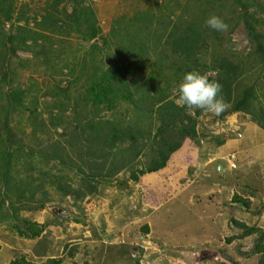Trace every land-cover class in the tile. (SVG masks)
I'll list each match as a JSON object with an SVG mask.
<instances>
[{
  "label": "rangeland",
  "instance_id": "obj_1",
  "mask_svg": "<svg viewBox=\"0 0 264 264\" xmlns=\"http://www.w3.org/2000/svg\"><path fill=\"white\" fill-rule=\"evenodd\" d=\"M83 12L87 18L91 17L93 26L101 31L93 40L86 34L84 18L79 19ZM238 13L232 0H0V53L5 55L0 56V66L4 65L7 68L10 79L6 84H1L0 93L23 91L27 97L28 107H33L34 102L38 100L40 109L37 114L40 118L30 115L29 112H22V117L16 116L14 125L21 122L20 126H24L30 133L32 131L30 121L36 120L37 133L43 138V133L56 130L57 119L63 115L56 111L55 107L64 102L69 103L73 109L75 95L82 91L85 82L90 79L93 68L99 65L103 68L110 64L113 66L112 71L117 68L121 72L124 69L131 70L130 60L126 61L128 67L112 63L117 59L113 54L117 42L122 39L130 40V37L138 40L139 35L146 36L151 29L153 32L157 29L158 34H161L166 24L170 23V19L175 21L178 16H183V21L187 23L192 19L205 23L210 15L221 17L229 25V30L218 34L217 31L212 32L215 34L216 50L244 58L249 53L250 42L244 25L237 24ZM23 32L27 34L23 35ZM30 35L37 41H32ZM8 37H11L13 45L18 47L15 56L11 53ZM145 38L148 41L149 54H153L154 57L157 53L152 45L153 41L150 37ZM106 39L110 44L103 46L102 41ZM99 48L102 49L100 53ZM143 73L146 75L145 69ZM210 74L206 76L209 77ZM131 77L128 75V79ZM140 77L142 83L143 75ZM250 84H253L259 102L264 105V73H252ZM2 89L4 92H1ZM64 94L69 96L65 97ZM85 94L83 92L84 96ZM4 106L5 104L1 102L0 110ZM122 108L124 109L122 115L128 112L129 118L134 117L132 104L123 103ZM80 113L84 114L83 117L86 116L85 113L91 117L93 114L91 108L83 110L82 107ZM121 114H113L107 110L101 112L100 119L112 120L114 116ZM76 115L74 111L68 110L63 117L69 120ZM90 116L87 115V119H90ZM146 119L140 118L135 122L146 127L148 125ZM242 119H245L244 123ZM40 121L42 124H39ZM254 126L262 128L260 124L243 114L225 113L223 116H217L206 113L200 118L197 140L186 141L172 156L164 170L144 176L140 184L132 182L127 171L118 175L116 182L101 183L93 200H96L97 204H103L99 209L107 207L113 208V211L115 208L118 209L117 221L121 218L122 226L125 221L127 222L124 230L127 238L120 248L102 247L100 250L99 246H96L100 260L103 261L104 255L105 257L107 255L104 261L106 264H130L135 254L134 248L137 246L130 244L140 241L141 237L136 233L147 225L155 233V240L163 244V248L150 253L152 250L144 247L137 255L141 264L226 263L227 261L221 260V257H209L205 254L207 252L221 254L225 250L221 248L220 236L225 233L223 227L227 229V224L224 226L222 222L217 224L224 208L229 210L225 220L227 217L231 219L234 215L237 220L264 228V133L262 134V129L258 127L260 130H257ZM242 127L245 129L242 130ZM58 131L62 134V129ZM231 137L250 143L245 151L246 155L233 149L229 153L230 147L226 145ZM145 159L147 158H141L140 162L143 164ZM68 174L74 178L73 174ZM247 193L254 194L251 210L249 213H238V209L232 205V197ZM77 204L72 198H63L55 188L44 185L33 203L37 211L24 212L21 216L39 224H45L47 221L63 224L64 220H78L91 226L93 223L91 221L92 224L89 223L87 219L89 216L84 213V203ZM104 204L107 206L104 207ZM208 204L206 219L200 220L204 214L203 209L206 210ZM41 206L43 209L38 211ZM113 215L114 212H109L106 216L100 212L99 224L93 225V233L105 238L106 218L114 222ZM168 231L174 234L171 239L165 237L172 236L164 234ZM236 231L239 232L235 228L234 234ZM76 232V230L68 232L67 229L65 234ZM65 239L67 237L64 236L63 240ZM168 240L190 243L193 249L187 250L189 254L181 256L176 254L175 257L172 255ZM0 242L3 244L1 258H5L6 263L21 256L33 261L32 253L28 251L31 249V243H34L33 240L21 239L11 229L9 223H0ZM50 242H52L50 239L42 240L40 247H46ZM253 243L243 245V249L248 251ZM58 248L55 254L63 249ZM74 248L69 246V251L72 252ZM14 249L25 252L22 254ZM120 249L127 253L126 263L119 255ZM94 256L96 255L93 251L86 262L96 264L98 258ZM250 258L241 256L245 264H257L256 258ZM36 262L41 264L39 261ZM80 262H83L82 259Z\"/></svg>",
  "mask_w": 264,
  "mask_h": 264
},
{
  "label": "trees",
  "instance_id": "obj_2",
  "mask_svg": "<svg viewBox=\"0 0 264 264\" xmlns=\"http://www.w3.org/2000/svg\"><path fill=\"white\" fill-rule=\"evenodd\" d=\"M232 2L239 11L237 24L244 25L250 42L249 53L244 58L217 51L212 33L216 31L206 27L205 23L195 19L187 23L183 16H178L175 21L170 19L161 34L157 29L154 32L151 29L148 35H139L138 40L129 36L130 40L117 42L113 53L117 59L112 63L128 67L126 61L130 60L131 70L121 72L117 68L112 71L110 64L93 68L90 79L75 95L73 109L64 102L55 107L63 115L57 119L56 130L43 133V138L37 133L36 120L30 121V133L20 126L21 122L14 125L16 116L22 117V112L40 118L38 100L33 107H28L23 91L0 93V104H5L0 110V223H9L21 239L36 240L53 222L39 224L21 214L37 211L33 203L44 185L55 188L63 198H72L77 205H82L98 194V186L103 183L101 179L116 182L118 175L127 171L130 180L140 184L144 176L164 170L186 141L197 140L200 118L207 113L197 109L189 114L176 103L178 85L187 72L211 73L208 78L222 85V95L230 106L221 116L243 114L264 128V105L250 84L252 73H264V0ZM82 15L79 19L84 18L86 34L91 40L97 38L101 31L93 26L91 17L87 18L84 12ZM145 37L153 41L157 53L154 57L149 54ZM7 40L15 56L18 47L13 45L11 37ZM31 40L37 41L33 36ZM109 44L107 39L102 41L103 46ZM98 51L100 53L102 49ZM0 56L5 55L0 53ZM7 72L4 65L0 66V86L10 80ZM123 103L134 106L133 118L128 117V112L121 114ZM80 107L83 110L91 108L92 117L88 113L83 117ZM68 110L74 111L76 117L65 119L63 116ZM107 110L121 115L112 120L100 119L101 112ZM145 117L146 127L135 122L140 118L145 120ZM58 129H62V134ZM141 158H147L143 164ZM247 195L254 197V194ZM232 202L241 213L251 210V202L240 195H235ZM42 209L43 206L38 211ZM229 222L233 230H239V235L225 238L226 243L254 237L248 251L240 244L233 256L256 258L257 264H264V228L237 220L234 215ZM58 225L60 223H53V226ZM148 230L147 225L141 228L143 234ZM216 254L237 264L226 249ZM9 264L36 263L21 256ZM130 264H141L140 259L132 258Z\"/></svg>",
  "mask_w": 264,
  "mask_h": 264
},
{
  "label": "crops",
  "instance_id": "obj_3",
  "mask_svg": "<svg viewBox=\"0 0 264 264\" xmlns=\"http://www.w3.org/2000/svg\"><path fill=\"white\" fill-rule=\"evenodd\" d=\"M242 121L244 123L245 119L244 120L242 119ZM248 126L249 125H247L246 128H248ZM254 127H256L257 130L262 129V134L264 133L263 128H260L259 126L258 127L260 129L257 126H254ZM243 129H245V128L242 127V130ZM263 142H264V140H263ZM228 146L230 147L229 153L233 149V151H235V150H237L236 152L241 151V152H243V154L246 155L245 151L249 148L250 143L249 142L245 143L243 141H239V139H233V137H231V140L227 143L226 147H228ZM234 196L232 197V201H233ZM240 196H242L244 199H246L250 202L254 201L253 196L244 195V194H240ZM211 198H212V196H210V200H211ZM100 204L101 203L97 204V201L93 200V199L89 200L87 202V204H84V213H86L85 215L89 216L87 218V219H89V223H91V222L93 223V224L91 223L92 224L91 226H87L84 223H83L84 224L83 225L78 220H75V221L64 220L63 224H60L58 226L48 227L47 230L45 231L44 235H47L49 237L43 235V237L36 239V240H33L34 243H31V247H30L31 249L28 251H31V253H32L33 262L37 263L36 261H39L41 264H55V263L56 264H82V263L88 264L86 262V259L90 258L89 256H92V253L94 251V254L96 255V256H94V258H98V259H96L95 263L96 264H105V262H104L105 259L103 261L100 260V253H99V250L96 249V246H99L100 250H102V247H108L109 249L112 247L120 248V246H122L125 243L124 239L127 238V235L124 234V230L126 228L127 222L126 221L124 222L125 224H123V226H125V227H123L121 222H120V221H122L121 218L119 219V221H117L118 209L115 208V211H113V208L110 209L109 207L99 209L103 205V204H101V205ZM232 205L234 206L233 202H232ZM106 206L107 205L104 204V207H106ZM208 206H209V204L207 205V207L205 206L206 210H205V208L203 209L205 215L202 214V217L200 218V220L205 221L206 216H207L206 213L208 211ZM240 207H243V206L240 205ZM100 212L104 213L105 216L109 212H114V215H113L114 222H112L110 220V218H108V217L106 218L107 220L105 221L106 222V226H105L106 230H105V236H104L105 238L98 236V234L97 235L94 234L92 231L93 225L96 223H97V225L99 224L98 222H99V218H100V216H99ZM224 212L226 214H224ZM249 212H250V210L247 211V213H249ZM228 213H229V210H226L224 208L223 213L220 215L219 220L218 221L216 220L217 224H219L220 222H222L223 226L225 224H227V229H225V227H223V230L225 231V233H223L220 236L223 239L221 242V248L226 249L227 253H229V254L231 253L232 257H234L236 259L237 264H245L244 261H242L236 254H235V256H233V254L236 252V247L238 245L241 244L243 246V245H246L249 243L252 244L254 242V237H249V238H246L242 241L234 240L230 244L226 243L225 238L232 237V235H239L238 231H236L237 233L234 234L233 229L231 227V224L229 222V217H227V219L225 220V217L227 215H229ZM238 213H241V211L240 212L238 211ZM240 221H242V220H240ZM67 229H68V232L70 230H76L77 232L73 233V234H70V233L65 234V231ZM172 233H173L172 231H168V232H165L164 234L165 235L171 234L172 235L171 237L165 236L166 238L171 239L172 237H174V234H172ZM136 234H137V236H140L141 238H139L140 241L130 244V246H136L137 245L134 248L135 254H133L132 257L139 258V256H137V255H138L139 251H143L144 247H145L144 249H147V248L151 249L152 251L150 253L157 252L155 250L158 248H160V249L163 248V244H160L159 241L155 240V233L150 228H149L148 232H146L144 234L142 233L141 230H140V232L138 231V233H136ZM69 235L72 237H70ZM64 236L67 237V239L63 240ZM48 239H50L52 242L48 243V245L46 247L41 248L40 247L41 241L42 240L47 241ZM168 242L171 244L170 250L172 252V255H174V256L176 254H179L180 256L189 254L188 251L193 249V247L191 246L190 243L187 244L186 242H181V241L175 242V240H168ZM0 245L2 247V249L0 251V264H9L10 261L6 263L7 260L5 258H1V256H2L1 254L3 253V244H1V242H0ZM69 246L73 247V248L75 247L74 248L75 250L72 249V252L69 251ZM58 247H60V248L63 247V249L61 252L55 254V252L59 249ZM14 250L16 252H21L22 254H24V252H25V251H17L16 249H14ZM28 251H26V252H28ZM118 252H119V255L122 256L121 259L123 260V262L126 263L127 262V257H126L127 253L123 252L122 249H120ZM205 254H207L209 257H213V256L215 257L217 255L216 253H210V252H207ZM106 257H107V255H106ZM106 257L104 255V258H106ZM175 257H177V256H175ZM209 257H207V258L210 259ZM216 257H221V256H216ZM118 258H120V257H118ZM81 259L83 261L82 263L80 262ZM216 259H219V258H216ZM222 259L223 258L221 257V260ZM223 260L227 261L224 264H232L230 262V260H226V259H223ZM221 263H222V261H221Z\"/></svg>",
  "mask_w": 264,
  "mask_h": 264
},
{
  "label": "clouds",
  "instance_id": "obj_4",
  "mask_svg": "<svg viewBox=\"0 0 264 264\" xmlns=\"http://www.w3.org/2000/svg\"><path fill=\"white\" fill-rule=\"evenodd\" d=\"M205 26L217 32L229 30V25L215 14L206 19ZM178 93L176 103L183 106L189 114L198 109L219 116L230 106L222 95V85L198 71L185 73L178 85Z\"/></svg>",
  "mask_w": 264,
  "mask_h": 264
},
{
  "label": "water",
  "instance_id": "obj_5",
  "mask_svg": "<svg viewBox=\"0 0 264 264\" xmlns=\"http://www.w3.org/2000/svg\"><path fill=\"white\" fill-rule=\"evenodd\" d=\"M102 182H108V183H112V180H106V179H101Z\"/></svg>",
  "mask_w": 264,
  "mask_h": 264
}]
</instances>
